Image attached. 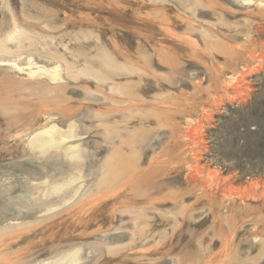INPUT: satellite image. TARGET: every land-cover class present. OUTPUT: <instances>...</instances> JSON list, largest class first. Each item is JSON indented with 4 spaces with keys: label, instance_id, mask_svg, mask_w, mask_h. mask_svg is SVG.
Returning <instances> with one entry per match:
<instances>
[{
    "label": "rangeland",
    "instance_id": "rangeland-1",
    "mask_svg": "<svg viewBox=\"0 0 264 264\" xmlns=\"http://www.w3.org/2000/svg\"><path fill=\"white\" fill-rule=\"evenodd\" d=\"M257 2L0 0V264H264Z\"/></svg>",
    "mask_w": 264,
    "mask_h": 264
},
{
    "label": "bare ground",
    "instance_id": "bare-ground-1",
    "mask_svg": "<svg viewBox=\"0 0 264 264\" xmlns=\"http://www.w3.org/2000/svg\"><path fill=\"white\" fill-rule=\"evenodd\" d=\"M258 3V2H257ZM258 4H264V0H259ZM257 5V4H256ZM259 6V5H257ZM264 6V5H263ZM262 6V7H263ZM260 7V8H262ZM264 8V7H263ZM218 34V33H217ZM208 36V35H207ZM219 36V35H218ZM221 36V35H220ZM10 38H13L18 41V45L22 44V39L27 37L30 38V35L26 31L22 30H15L14 32L9 34ZM257 38V36H256ZM263 42V41H262ZM195 46V45H194ZM0 48H2V44L0 43ZM251 52V51H250ZM251 55V54H250ZM253 55V54H252ZM253 57V56H252ZM60 66L56 65L54 66L51 70H43V71H33L32 73L35 74H44L49 76L52 80H57L60 77ZM236 78V77H235ZM59 110H63L61 108H58ZM69 110V109H68ZM66 113V112H65ZM69 114V113H68ZM72 115V114H71ZM49 126L46 128H42L33 135H31L28 138L27 145L30 147V149L41 152V153H46L48 151L54 150L55 152H58L61 157L64 159L72 161L76 166L79 165L81 167V159L83 156L82 154V149L79 144L75 143H68L67 142V134L64 133L62 129L59 128L56 122H52L48 124ZM174 133V132H173ZM73 136V134H71ZM175 136V135H174ZM115 159V158H113ZM111 161V160H110ZM113 161V160H112ZM114 164V162H113ZM81 165V166H80ZM114 166V165H113ZM115 168V167H114ZM81 169V168H80ZM77 170L74 174H72L69 177L61 178L50 185H48L47 189H45V194L47 196H53V195H58L62 192H64L66 189H68L71 185L74 183L80 181L81 179V170ZM115 171V170H113ZM112 171V172H113ZM140 171V170H139ZM116 172V171H115ZM119 172V171H118ZM116 172V174H118ZM113 174V173H112ZM113 174V175H116ZM114 177V176H113ZM109 178V177H108ZM117 178V175H116ZM114 177V179H116ZM48 180V179H47ZM127 182V181H126ZM130 183V182H129ZM125 184V183H124ZM118 188V187H117ZM121 190V189H119ZM117 191V190H116ZM114 192V191H113ZM120 192V191H119ZM112 193V190H111ZM116 194V193H115ZM114 194V195H115ZM108 195V194H107ZM123 195V194H122ZM110 196V195H109ZM121 196V195H120ZM103 198V197H101ZM88 200V199H87ZM92 200V199H91ZM100 203V202H98ZM96 204V203H95ZM100 205V204H99ZM104 205V204H103ZM94 206V205H93ZM89 208V207H88ZM73 216V215H72ZM66 220V219H65ZM67 222V221H66ZM55 223V222H54ZM50 224L51 227L55 224ZM64 223V222H63ZM71 223V222H70ZM81 224V223H79ZM58 225V224H57ZM40 226V225H39ZM49 227V225H48ZM50 228V227H49ZM70 228V227H69ZM58 231V230H57ZM66 232V231H65ZM43 233V232H42ZM60 233V232H59ZM66 235V234H65ZM34 237V236H33ZM36 237V236H35ZM46 239V238H45ZM43 240V239H41ZM55 240V239H54ZM43 242V241H42ZM34 243V242H33ZM31 248V247H30ZM80 254V253H79ZM79 254L77 251L71 252L67 254L66 256H63L61 258L59 264L63 263L65 260H68L69 262H77L79 259Z\"/></svg>",
    "mask_w": 264,
    "mask_h": 264
}]
</instances>
